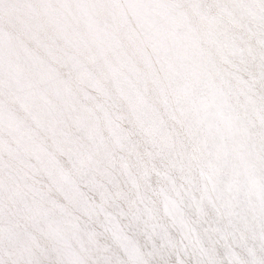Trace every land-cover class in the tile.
<instances>
[{"label":"snow or ice","instance_id":"6c2138e0","mask_svg":"<svg viewBox=\"0 0 264 264\" xmlns=\"http://www.w3.org/2000/svg\"><path fill=\"white\" fill-rule=\"evenodd\" d=\"M0 264H264V0H0Z\"/></svg>","mask_w":264,"mask_h":264}]
</instances>
